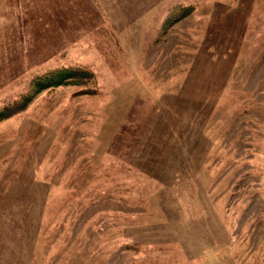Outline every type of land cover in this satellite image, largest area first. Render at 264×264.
I'll return each mask as SVG.
<instances>
[{"label": "rangeland", "instance_id": "rangeland-1", "mask_svg": "<svg viewBox=\"0 0 264 264\" xmlns=\"http://www.w3.org/2000/svg\"><path fill=\"white\" fill-rule=\"evenodd\" d=\"M61 68L0 122V264H264V0H0V110Z\"/></svg>", "mask_w": 264, "mask_h": 264}, {"label": "trees", "instance_id": "trees-1", "mask_svg": "<svg viewBox=\"0 0 264 264\" xmlns=\"http://www.w3.org/2000/svg\"><path fill=\"white\" fill-rule=\"evenodd\" d=\"M193 8L183 7L180 8L181 15L176 20L181 21L184 18L192 14ZM96 76L87 71L84 68H61L50 70L47 73L35 78L32 83V90L34 95H26L21 98V100L9 105L8 107L0 110V122L14 117L15 115L23 112L33 101L35 95L41 94L45 90L65 87L69 85H77L84 88L95 81ZM97 91L94 88L87 89L83 91L84 95H96Z\"/></svg>", "mask_w": 264, "mask_h": 264}]
</instances>
